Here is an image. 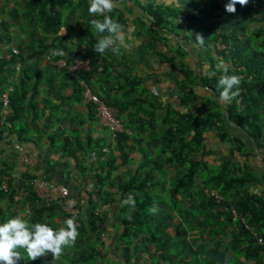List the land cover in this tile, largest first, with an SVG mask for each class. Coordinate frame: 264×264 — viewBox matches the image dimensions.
Instances as JSON below:
<instances>
[{"label":"trees","instance_id":"obj_1","mask_svg":"<svg viewBox=\"0 0 264 264\" xmlns=\"http://www.w3.org/2000/svg\"><path fill=\"white\" fill-rule=\"evenodd\" d=\"M11 1L0 0V16L4 13L0 23V43L12 44L15 39L13 29H18L20 35L28 39L17 45L20 50L18 56L10 54L8 60L0 58V69H13V64L17 62L23 65L21 69H29V65L24 66L23 60H34L40 64L46 59L49 39L54 41L49 46L55 48L62 40L69 42L75 49L66 55V66L61 68L64 77L73 79L67 69L74 59L87 62L89 71L84 72L82 78L92 85L93 92L108 107L115 110L116 117L121 119L124 129L129 132L118 133L115 137V149L120 154L122 165L132 162L130 151L139 147L136 152L140 155V165L133 171L134 176L126 180H122L124 175L113 161L99 164L100 167L105 165L103 170L106 172L112 169L105 175L109 179L100 181L97 196L103 194L109 197V205L116 203L117 213L122 215L119 219L123 226L120 242L124 244L121 252L127 253V257L122 254L126 257L125 261L130 263L131 259L142 255L143 264H147L146 254L153 253L151 259L159 257L160 260L152 264H264V249L256 245L242 222L244 219L247 226L264 239V192L261 195L252 192V185L264 182V175L260 181L252 177L249 165H243L244 172H241L222 163L223 158H227L231 164L230 157L234 154L247 158L241 153L244 147L232 145L233 142H240L233 130L247 132V136L258 141L264 156V0H249L243 8L237 5L235 14L225 12L227 0H224L223 6L218 0H172L176 6L166 15L160 10L153 11L152 5L145 7L148 8L146 10L141 9L142 18H138V26H134L132 34L137 38L147 35L150 42H141L138 51L156 56L162 66L168 65L172 73L179 76V80L173 78L178 84L179 109L158 103V97L143 86L142 78L136 76L135 67L123 46L118 54H113L111 50L104 54L94 51L99 37L90 26L93 18L88 13L90 0H16L9 8ZM61 9L67 11L66 19ZM107 15L119 22L123 30L129 28L130 18L125 11L115 7ZM69 18L75 22V32L67 29ZM250 24L253 26L250 27ZM162 25L173 28L159 32L165 29ZM176 26L183 30L182 36H178L176 45H171L168 35L178 31ZM63 29L67 30L65 36L60 34ZM188 33L191 38L186 36ZM197 35L204 40L201 42ZM157 42L162 43L161 49L157 47ZM182 43H186L196 56L194 66L184 63L183 56L187 52L183 51ZM26 47L36 50L27 52ZM175 52L177 56H174ZM55 59L52 58L49 68L58 69ZM224 66L228 68L227 75H236L241 80L239 95L227 103L219 100L222 89L218 87V81L225 74ZM8 75L10 71L3 79L6 83ZM78 76L81 77V74ZM18 88L14 86V89ZM199 88L205 89L208 94L200 98V105L196 107L197 104L193 105L197 100L195 91ZM18 95L15 90L9 95L10 107L16 117L20 112L17 104L22 100V95ZM209 133L218 143L229 147V151L223 152V156L216 160L220 170L216 174L208 170L203 160ZM77 144L82 161H86V145L79 141ZM207 151L209 155L217 152L212 149ZM75 152L73 149L67 153L75 156ZM1 165L0 183L2 177H11L12 170L5 162ZM168 168L173 170L172 177ZM86 170L83 166L80 173ZM113 173L116 180L111 179ZM205 173L207 181L204 180ZM206 184H210L224 201L217 203L214 198L200 195L196 187ZM106 186L115 189V192L103 191ZM155 187L158 192L162 190L159 200L153 192ZM8 188V193L0 188V224L19 215L16 209L11 208L12 205L19 203L22 206L26 202H31L33 215V218H27L29 224H44L42 219L46 218V225L56 231L59 228L52 224L53 218H68L56 204L49 207L40 205L33 194L27 199L15 201L17 193L11 180L8 181ZM114 194L119 195L121 200H115ZM129 195L134 199V206H121ZM165 195L167 200H163ZM88 205L90 211L86 219L83 214L79 215V236L74 244L63 247L59 258L53 259L48 254L34 261L29 260L26 251L20 248L18 251L26 260L21 259L18 264H108L104 261L108 256L105 243L96 233L99 216L95 211L98 204L89 201ZM152 206L158 207L155 214L149 211ZM231 209L235 210L236 219H233ZM162 210L166 213L160 217ZM133 225L138 229H133ZM93 243H97V248L90 246ZM130 244L133 245L132 253ZM128 255L132 258L128 259Z\"/></svg>","mask_w":264,"mask_h":264},{"label":"crops","instance_id":"obj_2","mask_svg":"<svg viewBox=\"0 0 264 264\" xmlns=\"http://www.w3.org/2000/svg\"><path fill=\"white\" fill-rule=\"evenodd\" d=\"M14 1L16 0L11 1L9 8L13 6ZM171 2L172 0L166 3L171 4ZM0 6H2V2H0ZM127 9H125V13H128ZM130 13L133 14L132 12ZM138 14H140V17L142 16L141 11L135 15L138 16ZM128 27V29L126 28L124 30L125 35L134 30L131 20L128 22ZM64 30L62 36L66 35L67 30ZM16 31L19 32L18 29H16ZM61 32L62 30L60 34ZM143 36L144 37L137 39H133L127 35L125 37V44L131 43V47H125V51L132 65L135 67L136 76L142 78V81H144L143 86L147 87L158 97L157 101L160 105H172L175 109H179L180 100L177 98L178 84L175 79L173 80V78L177 79L179 76L174 75L171 71L172 69H170L168 65H160L158 69L154 68L150 54H141L138 51V46H140L141 42H150L149 39L147 40L146 38L147 35ZM14 38L12 44L0 43V58L10 57V48H14L19 52L20 50L17 48V45H19L20 41L23 39H28L23 35H16ZM48 42L49 45H52L54 41L49 39ZM169 43L171 45L173 43L175 44L173 40ZM49 45L46 50L47 54H45L46 59L40 64H37V62L29 64L30 68L24 71L20 69L21 72L19 74L17 73L18 75L14 80L0 86V121L6 123L4 127L0 126V163L2 164V162H5L12 167L10 172L11 181L14 183L15 189L18 192L20 189L22 192L24 191L21 185L26 187L29 184V180L39 177L42 181L49 184L53 183L67 188L69 193L67 203L70 200L74 201L73 205L78 207L85 219L90 211L88 202L97 203L98 207L96 210L99 219L95 226L97 229L96 233L100 234L101 239L107 247L110 248V255L112 252L114 253V257H117L118 250L116 247L118 243L116 242V238L118 233L122 231L119 225L120 223H118L119 219L117 218V204L112 203L109 205V202H107L109 197L103 194L97 196L100 181H104V179L108 180L109 178L105 177V175L111 173L112 169L110 168L111 172H106L103 170L105 165L100 167L99 164L113 161V164L119 167V172L124 175L122 180H126L131 176V174L128 173L134 171L140 165V155L139 152H136L139 147H136V150L130 151L129 158L132 162L122 165L120 154L115 149V137L118 133L124 131L117 132L115 136H113L99 124L100 122L95 116L92 108L85 104L84 94L87 90L99 97L97 93L93 92L95 89L92 85L82 78L83 73L89 71L88 63L81 61V63L86 64L88 69H79L78 71H72L70 68L67 69L73 79L64 77L58 63L64 62L66 64V55L75 48H67L64 42H62L58 48ZM63 45L64 48H62ZM160 45H162V43H160ZM181 45L183 51L187 52V55L183 56L184 63L194 66L196 56L193 52H190L188 47L184 46L186 43H182ZM25 50L27 52H35L36 49L26 47ZM59 51H63L65 56L58 55L57 53ZM176 51L178 52V50ZM177 52L174 53V56H177ZM57 55L58 58L55 59ZM52 58L56 60L55 65L58 69L49 68L52 63ZM77 61L80 60L74 59L72 65ZM3 70L5 69H0V75L6 77V71L4 72ZM79 74H81V77L78 76ZM14 86L19 88L14 89ZM14 90L18 91V96L22 95V100L17 104V107L20 108V112L16 117L12 111L4 118L1 105L2 97L8 98V104L10 106L9 95L14 92ZM205 91V89H196L195 93L197 95V100L193 105L197 104L196 107L200 105V98L208 94ZM117 99H119V97H117ZM193 105L190 107H193ZM109 109L116 117L115 110L110 107ZM92 111L93 114L91 115ZM117 119L121 121V119ZM155 129L157 130V127ZM238 131L233 130V132ZM125 133H129L128 130H126ZM30 135L35 139H30ZM211 135L212 134L209 133L210 138L207 141L209 142L208 149L217 152L215 155H212L213 158L210 157V162L216 163L217 165L218 163L216 160L220 156H223V152H228L229 147L218 143ZM244 138L246 140V136ZM78 141L86 145L84 149V153L87 155H85L86 161H82V155L77 151ZM87 143L90 145H87ZM58 145H63V151H54L53 148ZM73 149L76 151V154L75 156H70L67 152ZM259 153H261V150L256 149L254 154L257 158H259V156H257ZM97 154H99L98 156L100 157H98ZM93 155L95 156L94 159H92ZM257 158L251 157L250 165L256 163V161H258ZM207 161H209V158H207ZM78 162L82 164H78ZM83 166L86 167L87 170L82 174L80 173V168ZM261 168L262 167L259 166V168L255 167L253 169L254 176L258 175ZM170 170H172V168L167 169L168 172ZM27 175L29 176L28 178H26ZM113 175H115V173H113ZM257 178L259 177L257 176ZM111 179H113V177ZM261 186L263 188L264 184ZM107 190L111 193L115 192V189H107V186L105 188L103 187V191ZM113 198L117 201L121 200L119 195L116 194L113 195ZM102 201H104V204ZM215 201L220 203L224 201V199L219 195ZM79 215L80 212L76 218L78 222L80 218ZM18 216H22V214L19 213ZM30 216L33 218L32 214ZM22 218L27 220L25 216ZM53 220L55 223L60 221L58 217H54ZM27 221L29 222V219ZM242 222L245 223V220L243 219ZM243 227L249 231L251 237L254 239L256 232L248 227L246 223ZM139 258L133 260L132 264H143L142 255ZM115 259L117 260V264H127L124 258H121L120 261H118V257Z\"/></svg>","mask_w":264,"mask_h":264},{"label":"clouds","instance_id":"obj_3","mask_svg":"<svg viewBox=\"0 0 264 264\" xmlns=\"http://www.w3.org/2000/svg\"><path fill=\"white\" fill-rule=\"evenodd\" d=\"M218 2L221 4V6H223L225 3L224 0H218ZM116 3H117V0H90L88 13L90 16L93 17L90 20V26H91L92 30L99 37L97 40V43L94 47V51L98 54H104L108 50H111V52L113 54H118L121 46L126 47V45H125V33L123 30V26L119 22H117L116 20H113L110 16L107 15V13H110L115 9ZM248 3H249V0H227V3L224 6V10H225V12H227L229 14H235V12L237 10V5H239L241 8H243V7H246L248 5ZM209 6L212 7L211 5H209ZM95 17H103V19L101 20V19H98ZM1 21H2V17L0 18V23H1ZM64 31L65 30L63 29L61 32V35L64 33ZM162 32H165V31H162ZM168 36H170V39L175 42V44L173 43L172 45H176L178 36L173 37L172 34H170ZM197 37H199L201 42L204 40V38L200 35H197ZM135 39H137V37H135ZM184 46L187 47V45H184ZM159 49H161V46L159 47ZM13 50H16V49L10 48V50H9L11 52L10 54L18 56L19 52L16 50L17 53L14 54ZM5 54H7V53H5ZM57 54L58 55H64L65 53L63 51H59ZM11 55H10V57H11ZM150 57H152V58L154 57L155 60L157 61L156 56H150ZM8 58H4V59L8 60ZM76 63H81V61H77ZM157 64H158V67H155L156 69L159 68V65H162L158 61H157ZM58 65L60 66V68H63L66 66V64L64 62L58 63ZM21 68H22V66H21L20 62H17V63L13 64V69H5L6 76H7V71H10V75H8V82L14 80L16 78V76L21 71L25 70V69H21ZM69 68H71V66ZM20 69H21V71H20ZM223 71L225 74L222 75L218 81V87L222 89V91L219 94V100L221 102L227 103L239 95L238 89L240 87L241 80L236 75H227L228 68L226 66L223 67ZM2 78L3 77L0 75V83L3 81ZM233 89H237V90L234 91ZM96 97L101 102H103L98 96H96ZM3 98H5V97L4 96L2 97V104H1L2 105V111H4V109H5L3 107ZM5 99L8 100V98H5ZM87 103H89V104H87ZM103 103L105 104V102H103ZM85 104L89 105L92 108L95 116L97 117L96 105L93 104L92 102H88V101H85ZM7 108H9L10 112L13 111V110H11L12 108L9 106V104H8ZM107 108L109 109L108 106H107ZM98 120H99V118H98ZM99 122H100V120H99ZM5 124L6 123L0 121L1 127H4ZM99 124L102 126L101 123H99ZM103 128L105 130L109 131L105 127H103ZM124 131H126V130L124 129ZM239 131H241V130H239ZM110 133L113 136H115V133H112V132H110ZM246 133L247 132H244V134L246 136L245 145L248 147H252L253 149H255V152H256L257 145H255V142H258V141H255L250 136H247ZM258 146L260 147L259 144H258ZM262 153H263V149L261 148V153L258 154L261 157L257 160L261 164L260 167H262V168H261V171L258 173V175L254 176L255 179L260 180V181H262L263 175H264V160H263L264 156H262L263 155ZM98 155L99 154H97V156ZM211 156L212 155H210V157ZM251 157L255 158L252 154L247 158L239 157V155L234 154L233 157H230V162L238 164L240 166H243L245 164L249 165L250 168L252 169L253 175H255L253 172V169L255 167L253 165L256 163H253V165L252 164L250 165ZM94 158H95V156L93 155L92 159H94ZM2 168H3V166L0 164V170ZM257 176L259 178H257ZM4 178H7V180L5 181ZM9 180H11V177H6V176L2 177V181L0 183V188L4 193H8L10 191L8 188V181ZM35 182H37L39 184L46 185V186H56V187L65 188L62 185H56L53 183L49 184L47 182H44L39 177L34 178V179L29 180V184L26 187H23L21 185L22 189L24 190L23 192L21 189L19 190V192L16 191L17 194L14 198L15 201H19L21 199H23V200L27 199L30 196V194H33L37 199L36 202H38L40 205L43 204L46 207H49L51 204H56L57 207L62 212H64L66 215H68V218H65V220H63V218H58L60 220L58 223H55L54 220H52V224H54L56 227L59 228V230L54 231L52 228H50L46 224H42V223L29 224V222L27 220L22 218L24 216L26 218H28V216L30 217V215L32 214V209L30 206L31 202H26L23 207L21 205H19V203L14 204V206L12 205L11 208L16 209L19 213L22 214V216H16L14 218L9 219L6 223L0 224V264H18V261H20L22 259L21 253L18 251V249H20V248H23L26 251L29 260L34 261L40 257L47 256L48 254H51L53 259L59 258L62 255L63 247L71 246L72 244H74L77 237L79 236V232H78L77 228L80 226L81 221L79 220V222H80L79 223L76 220V218H77V215L79 214V212L81 214V211L78 209V207H75L73 205L74 201L70 200L67 203L69 193L61 201H56L53 199L47 200L43 197H40L37 194V191L34 187ZM4 183H6V190H4L2 187ZM106 183H108V182L106 181ZM262 184H264L263 181L260 184L256 183V184L252 185V189H253L252 192L257 193V195L258 194L261 195L264 192V187L262 188V186H261ZM65 189L67 190V188H65ZM107 189H109V188L107 187ZM67 192H68V190H67ZM203 193L205 196H208V197H211L214 199H217L219 197V195L214 190L209 191L207 189H204ZM211 193L213 195H210ZM134 203L135 202H134L133 197L131 195H129L126 199H124L121 202V206H125V205L134 206ZM22 208H23V210H21ZM71 210H73L75 213L74 214L71 213L70 212ZM149 211L151 213L155 214L158 211V207L152 206V207H150ZM230 211L232 213L233 219H236L237 215L235 213V210L231 209ZM95 213L97 214V210L95 211ZM242 221H243V219H242ZM118 223H120V222L118 221ZM119 225L123 231L122 224L120 223ZM122 231L120 233H118L117 238H116V242L118 243L116 249L118 250V252H119V250L121 251L122 247L124 246V244L120 242V236L122 234ZM102 238H103V234H102ZM259 238L264 241V239L259 237L256 233L254 235L256 245H258L259 247L264 249L263 245H259L257 243V239H259ZM102 242L104 243L103 240H102ZM104 247H105V251L109 252L107 258L108 259H109V257L111 258L110 248L107 247L106 244L104 245ZM129 249L131 250L130 253H132L133 249L131 248V244H130ZM122 258H124V260H126V257H122ZM130 258H132V256L128 255V259H130ZM135 259H137V258L134 257L133 259L130 260L131 262L127 263V264H132L133 260H135ZM114 263H117V261H114Z\"/></svg>","mask_w":264,"mask_h":264},{"label":"rangeland","instance_id":"obj_4","mask_svg":"<svg viewBox=\"0 0 264 264\" xmlns=\"http://www.w3.org/2000/svg\"><path fill=\"white\" fill-rule=\"evenodd\" d=\"M166 1L167 0H117V3H116V7L117 8H119V9H121L122 11H125L126 12V10L125 9H127L128 8V13H126V16L128 17V18H130V20L132 21V19H134V22H132V24L134 23V25L133 26H138L137 25V20H138V18L140 17V14H138V16H136L135 14L136 13H140V9H144V10H146V9H148V8H145V7H147L148 5H152V8L154 9L153 11H157V10H160V11H163V14H169L172 10H173V8L176 6L173 2H171V4L169 5L168 3H166ZM129 7H130V12H132L133 14H129L130 12H129ZM165 10H167V12L165 11ZM61 11V13L63 14V16L65 17V19L67 18V16H66V14H67V11H65L64 12V10L63 9H61L60 10ZM2 16H4V13L3 14H1ZM2 16H0V18L2 17ZM136 16V17H135ZM124 17H125V15H124ZM144 17V16H143ZM142 18V17H141ZM140 18V19H141ZM179 20V19H178ZM179 25V24H178ZM68 26L69 27H67V29L69 30V32H75V28H74V26H75V22L72 20V18H69V21H68ZM168 27H166V26H164V25H162V27L163 28H165L164 30H158L159 32H162V31H168V29L170 28V27H172L171 25H167ZM250 27H252L253 25H249ZM25 28H27V27H25ZM154 28H156V26H154ZM173 28V27H172ZM176 28H178V31H176V32H171V34L173 35V37H175V36H182V33L181 32H183V30H181L180 31V29H179V27H177L176 26ZM13 33H14V36H21L20 34H19V32H17L15 29H13ZM64 34V33H63ZM126 35L127 36H130V37H132L133 39L136 37L134 34H132V32L130 31V33H126ZM126 35H125V37H126ZM188 38H191L192 36L190 35V33H188L187 35H186ZM170 41H171V39H170ZM64 42V44L65 45H67V48H69V47H73V45H71L69 42H67V41H63ZM158 46H161L160 44H158V42L156 43ZM127 47H131V43H127V44H125ZM157 46V47H158ZM124 48H125V46H123ZM202 51H204V50H202ZM166 54H169V53H166ZM203 56V55H202ZM1 60V59H0ZM33 62H36V61H34V60H28V59H24L23 60V64H24V66H28L29 64H32ZM151 62H153V67L155 68V67H158V64H157V61L155 60V58L153 57L152 58V61ZM22 65V64H21ZM23 66V65H22ZM30 66V65H29ZM28 66V67H29ZM160 66V65H159ZM138 75H141V74H139V73H137ZM4 79V77L2 78V80ZM3 84H6V82H4V81H2L1 82V85H3ZM238 137V139H240V142H233L232 143V145L233 146H235V147H237V148H241V147H244V149L242 150V152L241 153H243V154H245L247 157H249L251 154L255 157V158H257L255 155H254V153H255V149H253L252 147H248V146H246L245 145V135H241V134H244V133H242L241 131H238V132H234ZM240 134V135H239ZM106 135V134H105ZM244 136V137H243ZM29 138L30 139H32V140H34L35 138H32V136L30 135L29 136ZM242 144H244V146H242ZM258 144L260 145V143H257V142H255V145H257V150H261V148L258 146ZM63 145H58V146H55L53 149H54V151H63ZM52 149V148H51ZM207 149H208V147H207ZM207 149H205V152H204V158H203V160H204V162H205V164H206V166L208 167V170L209 171H211L212 172V174H216L218 171H220L219 170V168H218V166L216 165V163L214 164V163H212V162H210L211 160V158H213V156H211V158H210V155L208 154V151H207ZM259 156V158L261 157L260 155H258ZM207 158H209V161H207ZM259 158H257V159H259ZM222 163H227L229 166H234V167H236V168H238V170H240L241 172H244V167L243 166H240V165H238V164H235V163H231V164H229V161H228V159L227 158H223V161H222ZM253 166H255L256 168H259V166H261V164L258 162V161H256V164H254ZM160 172L158 171L156 174L158 175ZM128 174H131V176H134L133 175V171L132 172H129ZM242 174V173H241ZM252 174V173H251ZM169 176L170 177H172L173 176V171L172 170H170L169 171ZM165 177H166V175H165ZM207 177H208V175H207V173H205V177H204V180H206L207 181ZM252 177H254V175H252ZM113 179H115L116 180V176H114L113 175ZM197 188V192H199V194L200 195H204V193H203V190L204 189H207V190H209V191H212V188H211V186H210V184H206V185H200V186H198V187H196ZM153 192L154 193H156V200H159L161 197H162V190H160L159 192L157 191V187H155L154 189H153ZM158 192V193H157ZM216 192V191H215ZM217 193V192H216ZM167 197L168 196H163V200H167ZM204 197H205V195H204ZM167 202V201H166ZM165 203V202H164ZM22 206H24V205H22ZM165 213H166V210H162L161 212H160V217H163V215H165ZM117 218L118 219H121L122 218V215H120L119 213H117ZM42 222L44 223V224H47V222H48V220L46 219V218H43L42 219ZM133 229H138L136 226H134L133 225ZM120 235V234H119ZM158 239H160L159 237H157ZM90 246H95L96 248H97V243H93V244H90ZM130 247V246H129ZM131 248H133V245L131 244ZM151 248V247H150ZM109 253V252H108ZM122 254H124V253H122L120 250H119V252H117V257H118V261H120L121 260V258L122 257H124ZM126 257H127V253H125L124 254ZM153 253H151L150 255H147L146 254V257H145V260H147L146 262H148L147 264H152V263H156V262H158L160 259H159V257H155L154 259H151V257H153ZM111 258L109 257V259L108 258H105L104 259V261L105 262H107L108 264H110L111 262H114V261H117L115 258H117V257H114V253H112L111 252ZM108 257V256H107ZM23 260H26V258H23L22 259V261ZM117 264V263H116Z\"/></svg>","mask_w":264,"mask_h":264},{"label":"built area","instance_id":"obj_5","mask_svg":"<svg viewBox=\"0 0 264 264\" xmlns=\"http://www.w3.org/2000/svg\"><path fill=\"white\" fill-rule=\"evenodd\" d=\"M13 53L16 54L17 51L13 50ZM72 71H78L79 69H88L86 67V64L84 63H76L71 66ZM84 100L88 102H92L93 104L96 105V113L97 117L100 120V123L102 124L103 127L108 129L112 133H117L124 131V127L122 125V122L118 120L117 118L114 117L112 111H110L107 106L101 102L95 95H93L89 90L86 91L84 94ZM8 106V100L3 98V107L5 108L3 111V117L5 118L10 114ZM6 181L7 178H4ZM3 189L6 190V183L3 184ZM34 187L37 191V194L40 197H43L47 200H56V201H61L64 199L68 192L65 188L62 187H56V186H46L43 184H39L35 182ZM210 195H213L212 193ZM71 213H75L73 210L70 211ZM257 243L259 245L264 246V241L262 239H257Z\"/></svg>","mask_w":264,"mask_h":264}]
</instances>
